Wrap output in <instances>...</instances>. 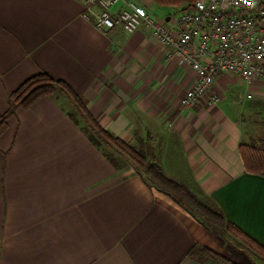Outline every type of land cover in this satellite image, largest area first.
Segmentation results:
<instances>
[{"label":"crops","instance_id":"0c3cea01","mask_svg":"<svg viewBox=\"0 0 264 264\" xmlns=\"http://www.w3.org/2000/svg\"><path fill=\"white\" fill-rule=\"evenodd\" d=\"M146 2L151 14L155 4ZM84 12L79 0H0V115L27 79L63 81L101 128L143 143L167 178L264 247V176L246 173L239 154L264 139V82L222 74L182 108L195 80L188 67L145 29L103 34ZM70 114L73 103L59 94L7 120L0 264H200L186 256L194 245L236 264H264L204 229L133 167L115 169Z\"/></svg>","mask_w":264,"mask_h":264},{"label":"built area","instance_id":"2783aa9c","mask_svg":"<svg viewBox=\"0 0 264 264\" xmlns=\"http://www.w3.org/2000/svg\"><path fill=\"white\" fill-rule=\"evenodd\" d=\"M83 17L103 34L145 29L180 68L194 74L180 101L192 108L218 76L231 75L248 86L264 82V0H196L176 18L156 21L147 0H79ZM210 101H218L211 96Z\"/></svg>","mask_w":264,"mask_h":264},{"label":"trees","instance_id":"16d2710c","mask_svg":"<svg viewBox=\"0 0 264 264\" xmlns=\"http://www.w3.org/2000/svg\"><path fill=\"white\" fill-rule=\"evenodd\" d=\"M195 1L152 0L153 4L157 6L178 7L185 4L187 8L191 7ZM55 93L64 94L73 103L76 113L85 121L86 126L89 128L88 131L90 130L92 134L87 133L84 127V131L93 145L99 148L100 141H102L107 148L117 155L128 158L134 167L139 168L137 173L149 187L169 197L213 235L221 239H228L235 248L264 262V247L262 245L236 225L226 220L222 212L206 206L188 190L186 185L167 178L161 168L149 160V157L141 149L142 146L137 149L135 145L125 143L112 133L101 128L86 108L83 99L75 94L63 81L55 80L45 73L35 75L24 81L8 96L7 110L0 115V135L6 128L7 120L15 116L17 110L28 109L38 99L54 97L56 96L54 95ZM69 117L74 120V114H70ZM102 153L115 169H119L114 159L105 154L103 150ZM239 154L246 173L264 176V139L256 140L251 144L240 145ZM144 175H146V178ZM186 256L188 259L200 264H236L226 257L199 245H194Z\"/></svg>","mask_w":264,"mask_h":264},{"label":"rangeland","instance_id":"374dc122","mask_svg":"<svg viewBox=\"0 0 264 264\" xmlns=\"http://www.w3.org/2000/svg\"><path fill=\"white\" fill-rule=\"evenodd\" d=\"M186 5L183 4V5H179L178 7H171L170 8H167V6H157V5H153L151 6V16L156 20V21H161V20H164L165 18L167 17H171V18H176L180 15V10L182 9V7L184 8ZM54 95H59L58 93H55ZM74 117L75 119H77V114H74ZM86 125V124H85ZM88 127L85 126V130L87 131V133L89 132L90 133V130L88 131ZM92 135V134H91ZM96 136V135H95ZM94 136V138H95ZM99 137V136H98ZM100 138V137H99ZM96 139V138H95ZM254 139H257V138H254ZM97 140V139H96ZM98 141V140H97ZM100 141V140H99ZM255 141V140H253ZM252 141V142H253ZM251 142V143H252ZM140 144L144 145L143 143H135V146L137 147V149L140 148ZM100 148L103 150V152L105 154H107L109 157H111L112 159H114L118 165L119 168H124V167H133L134 170L137 172L139 171L138 167H134L133 163L126 157L124 156H119L117 155L115 152H113L111 149L107 148L103 143L102 141H100ZM141 149H143V151L145 152V154L147 155L148 152L147 150L142 147ZM150 155H152L151 153H149ZM148 156V155H147ZM149 157V156H148ZM151 157V156H150ZM144 177L146 178V175H144ZM190 191V189H188ZM191 192V191H190ZM193 193V192H192ZM194 194V193H193ZM195 195V194H194ZM228 237V236H227ZM256 260H259L262 262V260H260L259 258H256Z\"/></svg>","mask_w":264,"mask_h":264},{"label":"water","instance_id":"95a60500","mask_svg":"<svg viewBox=\"0 0 264 264\" xmlns=\"http://www.w3.org/2000/svg\"><path fill=\"white\" fill-rule=\"evenodd\" d=\"M164 20H165V22H168L169 21V17L165 18ZM145 133H146L145 134L146 139L149 140L151 138L150 131L146 130Z\"/></svg>","mask_w":264,"mask_h":264}]
</instances>
